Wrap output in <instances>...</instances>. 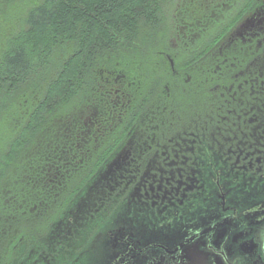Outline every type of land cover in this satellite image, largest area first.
Wrapping results in <instances>:
<instances>
[{
    "label": "flooded vegetation",
    "instance_id": "af4514ba",
    "mask_svg": "<svg viewBox=\"0 0 264 264\" xmlns=\"http://www.w3.org/2000/svg\"><path fill=\"white\" fill-rule=\"evenodd\" d=\"M258 4L224 38L230 53L214 56L219 65L205 80L202 70H178L165 55L171 78L162 110L153 103L148 125L135 127L109 163L99 160L97 176L74 201L86 212L68 230L63 218L54 220L51 243L34 252L66 250L69 264H264V2ZM101 124L90 113L71 119L66 144L77 148L57 145L52 155L67 163L62 169L85 160L88 167ZM59 173L44 186L59 185ZM20 242L28 248L25 236ZM43 263L50 264L42 253L35 264Z\"/></svg>",
    "mask_w": 264,
    "mask_h": 264
},
{
    "label": "trees",
    "instance_id": "16d2710c",
    "mask_svg": "<svg viewBox=\"0 0 264 264\" xmlns=\"http://www.w3.org/2000/svg\"><path fill=\"white\" fill-rule=\"evenodd\" d=\"M259 1L202 0L184 15L173 11L179 0L32 3L0 59V264L14 263L12 249L21 236L33 250V264L42 253L50 264L70 263L66 250L34 251L51 243L46 235L54 220L63 218L68 230L79 212H86L74 201L97 176L99 160L109 163L135 127L148 125L153 103L155 111L162 110L159 102L168 96L171 78L165 55L178 70H202L205 80L219 65L214 56L230 53L224 38ZM190 95L195 100V93ZM83 113H90L94 124L102 122L99 144L87 168L85 160L74 163L72 171L62 169L67 163L58 164L53 151L57 145L64 151L77 148L66 144L68 127ZM101 148L99 158L94 150ZM39 166L44 171L36 184ZM57 169L59 185L45 187L43 181H54ZM20 263L29 264V258Z\"/></svg>",
    "mask_w": 264,
    "mask_h": 264
},
{
    "label": "rangeland",
    "instance_id": "374dc122",
    "mask_svg": "<svg viewBox=\"0 0 264 264\" xmlns=\"http://www.w3.org/2000/svg\"><path fill=\"white\" fill-rule=\"evenodd\" d=\"M1 1L2 0H0V59L7 48L5 44L8 43L11 37L13 38L20 33L18 29L22 27L21 20H25L27 12L30 10V7L33 6L32 3L35 0H15V2L7 3L6 5L5 3L2 4ZM201 1L202 0H179L178 4L173 8V11H179V14L184 15L191 6L198 5ZM262 2H264V0H262ZM244 24H242L241 27H243ZM20 245L21 242L12 249L14 254L13 264H21L20 262L26 263L28 258L29 264H33V250L31 251V249H26L24 246Z\"/></svg>",
    "mask_w": 264,
    "mask_h": 264
}]
</instances>
